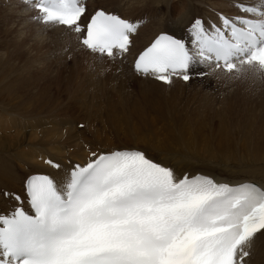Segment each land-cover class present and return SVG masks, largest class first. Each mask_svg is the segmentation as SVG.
<instances>
[{
    "label": "snow or ice",
    "instance_id": "6c2138e0",
    "mask_svg": "<svg viewBox=\"0 0 264 264\" xmlns=\"http://www.w3.org/2000/svg\"><path fill=\"white\" fill-rule=\"evenodd\" d=\"M25 2L38 11L35 21L67 27L88 51L112 60L129 52L139 28L103 9L83 22L84 0ZM232 3L237 14L220 13L218 23L192 20L191 47L159 35L136 57L135 72L169 85L174 76L189 81L196 63L264 76V0ZM92 156L62 181H26L29 210L21 203L0 214V264H252L264 235V188L202 174L177 178L135 149Z\"/></svg>",
    "mask_w": 264,
    "mask_h": 264
},
{
    "label": "bare ground",
    "instance_id": "6f19581e",
    "mask_svg": "<svg viewBox=\"0 0 264 264\" xmlns=\"http://www.w3.org/2000/svg\"><path fill=\"white\" fill-rule=\"evenodd\" d=\"M246 2L258 4V0ZM85 4V23L97 9L139 23L127 54L115 60L93 54L80 43L79 35L67 27L35 21L38 11L24 0H0L4 25L14 26L22 33L0 26L18 50L35 59H48L58 71L75 69L82 76L87 102L92 103L95 97L99 102L93 109L94 116L54 118L52 114L59 110L54 102L50 109L51 94L41 86L29 85L28 77L10 65L17 54L0 57V214L10 213L21 203L27 207L25 184L30 176L47 174L62 181L75 165L84 166L95 159L93 152L99 155L116 149L143 151L154 162L172 168L177 178L202 174L217 182H251L264 188V119L258 123L262 119L254 121L236 113L229 122L223 116L226 111L233 116L235 104L218 100L206 89L193 95L192 102L179 97L181 90L205 85V81L197 82L202 75L208 80L213 73L224 76L235 72L196 63L189 83L174 76L169 85L134 70L137 54L158 34L168 33L188 43L187 29L194 18L201 17L211 24L218 23L220 13L236 15L232 0H87ZM55 56L58 61L53 60ZM107 65L114 69L113 74H105ZM173 89L180 90L172 96L163 94ZM125 92L134 99L125 96ZM167 97L173 101L167 109H159L155 101ZM207 100L218 106L213 111L196 112L198 107H206ZM179 101L186 102L196 121L176 122L158 113L179 112ZM64 113L72 112L65 109ZM237 118H243V123ZM160 119L165 121L159 122ZM207 122L212 129L204 125ZM234 139L235 148L240 145L243 154L236 155L235 148L230 147ZM48 160L61 167H52L46 163ZM5 192L19 195L21 200L2 195ZM252 264H264V235L259 236Z\"/></svg>",
    "mask_w": 264,
    "mask_h": 264
},
{
    "label": "rangeland",
    "instance_id": "374dc122",
    "mask_svg": "<svg viewBox=\"0 0 264 264\" xmlns=\"http://www.w3.org/2000/svg\"><path fill=\"white\" fill-rule=\"evenodd\" d=\"M0 26L3 28L15 29L19 33H21L20 30L18 28H15L14 26L6 27L4 25V18L1 17ZM1 27L0 57L6 55L11 56L13 53L17 54V56H14L13 60L10 61V65L17 69L16 71L18 74H23L24 77H28L29 85L35 84L37 86H41L51 94L53 99L50 100V109L53 106L52 102H54V107L56 103H58V110L60 111H57L56 113L52 114L54 118H64L71 116L76 117L79 114H82V116L84 117L85 114H89L91 116H94L96 114L93 109H95L99 104L98 97H95L92 103L87 102V96L84 95L85 85H83L82 83V76L75 69L58 71L52 68V63L49 62L48 59H35L33 56L29 55L26 52H20L18 50V47H16L12 43L11 38L3 32ZM57 58L58 57L55 56L53 60L58 61ZM113 70L114 69L111 66L107 65L106 69H104V72L106 75H110L113 74ZM233 74L234 75L223 76L222 74L220 75L213 73L210 75V78L208 80H206L205 75H202V77L198 79L197 82L205 81V85L200 86L198 84H195L196 86L188 87L185 90H181V95H179V97L181 98V100L192 102L193 95H195L199 91H204V89H206L209 94H212V96L216 95L218 97V100H227L235 104L234 112H232L234 113L233 116H228L229 113H231H228V111H226L223 116L229 122L236 117V113H239L241 115H247L249 117L248 119H254V121L262 119L259 120L258 123H260L264 119V76H253L251 72H249L248 74L235 72ZM194 78L195 77H193V79ZM220 82L222 84H220ZM121 84L122 83L119 82V85ZM199 84H201V82H199ZM178 90L180 89L169 90L168 92H163V94L166 95L168 93L169 96H172L173 94H177ZM126 95L130 99H134V97H131L127 92H125V96ZM54 96H56L57 98L55 99ZM171 101H173V99L167 97L163 100L158 99L155 101V103L160 105L159 109H167L166 106ZM178 104L181 106V110L177 109L179 111L177 113L171 110H164L163 112L158 113L163 114L165 116L167 115L169 119L174 120L176 122L188 124L190 122L196 121V117L193 118V114L188 108L186 102L179 101ZM216 106L218 105L213 106L212 103L207 100L206 107L200 106L196 109V112L199 110H203L205 112L213 111ZM65 109L71 111L72 113H64ZM149 112H152V114L155 113L154 111ZM243 118H240V120L237 118V121L239 123H243V121L246 120L245 117ZM242 119L243 121H241ZM162 121L165 120H159V122ZM217 123L218 121L215 120V125H217ZM204 125H206L208 129L213 128L212 125L208 122L204 123ZM235 146L236 139H234V142L230 145V147L235 148ZM235 151L236 155L243 154L240 145L238 148H235Z\"/></svg>",
    "mask_w": 264,
    "mask_h": 264
}]
</instances>
